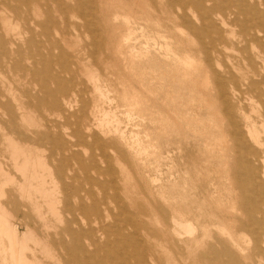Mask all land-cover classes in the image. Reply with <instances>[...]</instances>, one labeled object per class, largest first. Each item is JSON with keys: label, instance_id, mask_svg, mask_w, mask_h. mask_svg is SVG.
Here are the masks:
<instances>
[{"label": "bare ground", "instance_id": "bare-ground-1", "mask_svg": "<svg viewBox=\"0 0 264 264\" xmlns=\"http://www.w3.org/2000/svg\"><path fill=\"white\" fill-rule=\"evenodd\" d=\"M42 1L0 0V264H108L104 258L116 257L124 264L132 259V264H159L151 253L145 257L134 250L129 256L121 255L119 248L129 241L109 223L110 206L119 199L110 166L117 153L110 143L126 138L112 111L114 105L119 107L114 104L113 89L98 69L81 60L76 68L80 76L73 80L65 81L50 70L53 53L65 39L52 12L70 11L85 18L75 25L86 29L92 36L91 44L101 49L103 37L91 17L96 6L90 0L71 4ZM158 1L164 10L172 11L181 31L188 30L199 44L207 72L203 83L222 104L230 150L238 152V158L240 151L245 154L239 162L250 178L264 177V0ZM195 11L206 20L215 13L218 24L193 25L190 18ZM113 13L117 20L119 13ZM38 14L44 18L39 19ZM126 19L130 22L131 17ZM37 33L43 37L39 44ZM54 33L60 34V39L54 38ZM129 38L126 34L122 42L126 44ZM223 52L231 54L226 53L223 60ZM135 54L133 57L138 51ZM65 56L62 53L60 58ZM182 62L188 68L194 60L187 56ZM68 69L64 62V72ZM50 80L55 87L49 85ZM250 103L257 107L249 114L244 104ZM40 106L49 109L44 117L39 114ZM97 114L102 122L94 123ZM124 115L129 118L132 114L128 111ZM71 118L76 127L66 134L63 127ZM45 143L50 146L48 154L42 148ZM87 144L101 151L99 162L93 152L86 151ZM247 157L252 158L249 161ZM68 161H73L72 169L80 180L77 177L76 184H71L74 189L67 185L65 190H57L52 181L53 190H49L45 176L52 175L53 167L58 179L63 178L70 169ZM93 170L98 174L95 178ZM99 185L103 187L93 188ZM250 211L251 224L264 228V208L253 202ZM169 226L176 239L194 236L198 230L178 215L170 218ZM113 235L116 243L111 240ZM256 252L264 257L260 248Z\"/></svg>", "mask_w": 264, "mask_h": 264}, {"label": "rangeland", "instance_id": "rangeland-1", "mask_svg": "<svg viewBox=\"0 0 264 264\" xmlns=\"http://www.w3.org/2000/svg\"><path fill=\"white\" fill-rule=\"evenodd\" d=\"M91 1L96 6L91 17L97 21L95 27L103 37V47L93 46L91 34L75 25L85 18L70 11L63 14L53 11L65 39L53 53L50 70L65 81L73 80L80 76L76 68L81 60L91 69H98L96 72L117 98L114 104L119 107L114 108L113 104L112 111L126 138L110 143L117 153L110 166L119 199L110 206L109 223L130 242L123 243L118 252L124 257L134 250L145 257L151 253L159 264H264V257L256 252L258 248L264 251V228H257L249 220L253 202L264 208V177L250 178L239 162L246 158L245 154L240 151L242 156L238 158V152L230 150L233 148L223 124L222 104L203 83L207 72L198 42L188 30L181 31L172 11L164 10L158 0L154 4L149 0ZM114 11L119 13L117 20ZM193 14L190 19L195 26L218 24L213 12L208 20L201 19L196 11ZM126 16L131 17L130 22ZM60 34L54 33V38L60 39ZM126 34L130 38L124 44L122 38ZM35 39L39 44L43 37L37 33ZM152 39L157 46L154 47ZM132 48L139 56L133 57L136 54ZM62 53H66L65 59L60 58ZM226 53L231 54L223 52V60ZM187 56L194 60L188 68L182 62ZM64 62L69 68L65 72ZM49 85L56 86L53 80ZM255 105L244 107L250 114ZM128 111L132 115L126 118L124 112ZM48 112L49 109L40 106L41 117ZM95 118L94 123L102 122L100 114ZM75 127L76 121L71 118L63 132L70 133ZM42 148L49 153L48 144ZM86 148L99 158L101 151L95 145L87 144ZM247 158L250 161L252 157ZM72 163L68 161L71 170L60 179L56 168L51 167L52 175L45 176L49 190H53L52 181L57 183V190H65V186L76 184L77 177L80 180ZM92 175L95 178L98 174L93 170ZM99 187L103 186L93 188ZM68 189H74L73 185ZM176 215L198 227L194 236L173 237L169 221ZM104 260L108 264H124L120 257ZM132 263L133 259L128 262Z\"/></svg>", "mask_w": 264, "mask_h": 264}]
</instances>
